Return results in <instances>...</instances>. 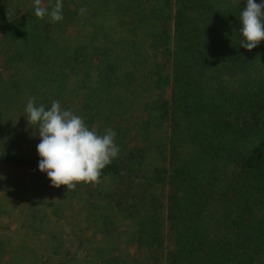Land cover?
Segmentation results:
<instances>
[{"label":"trees","instance_id":"1","mask_svg":"<svg viewBox=\"0 0 264 264\" xmlns=\"http://www.w3.org/2000/svg\"><path fill=\"white\" fill-rule=\"evenodd\" d=\"M71 2L62 0V21L35 16L29 30L0 0L2 52L16 60L46 49L45 108L58 100L90 129L114 130L121 151L99 184L57 193L62 220L86 204L81 225L7 242L12 259L264 264V40L240 46L246 0ZM11 147L0 166L46 175L39 156ZM85 230L99 238L76 236Z\"/></svg>","mask_w":264,"mask_h":264},{"label":"rangeland","instance_id":"2","mask_svg":"<svg viewBox=\"0 0 264 264\" xmlns=\"http://www.w3.org/2000/svg\"><path fill=\"white\" fill-rule=\"evenodd\" d=\"M73 1L80 4L83 0H72L69 6L72 9L75 5ZM54 3L55 0H43L44 6L49 8ZM4 7L11 18L17 19L29 30L36 23L33 0H4ZM71 30L80 32V27H71ZM3 46L4 40L0 33V150L12 144L11 148L18 154L38 157L36 146L40 142L39 136L27 122L25 106L30 97L36 99L37 105H45L52 98L49 95L50 82L47 80L49 68L44 63L46 49L31 54L22 51L20 54H23V58L18 56V59L11 60L9 58L12 56L2 52ZM36 55L39 58L37 60L34 59ZM77 79L74 78L71 86L77 87ZM76 89L79 90L78 87ZM61 107L64 109L65 105ZM0 176L4 177L0 179V264H16L7 242L15 245L21 239H50L54 230L60 233V238L62 228L68 227L69 233L76 225H81L77 209L84 214L86 204V207L75 205L68 212L69 217L62 220L66 211L59 204L62 201L56 202L58 200L55 197L63 186L53 187L47 175L35 176L32 172L0 166ZM64 202L67 204L69 201ZM57 205L59 209L55 210ZM83 233L76 236L99 238V232L85 230ZM65 237L68 239V236Z\"/></svg>","mask_w":264,"mask_h":264},{"label":"clouds","instance_id":"3","mask_svg":"<svg viewBox=\"0 0 264 264\" xmlns=\"http://www.w3.org/2000/svg\"><path fill=\"white\" fill-rule=\"evenodd\" d=\"M34 14L43 19L49 16L52 22L63 20L62 0H55L50 7L43 0H33ZM81 13L85 11L82 7ZM242 36L240 46L248 51L264 40V0H246L240 12ZM28 124L38 133L40 142L36 151L40 160L38 170L46 173L53 187L65 186L68 191L77 184H99L102 170L117 158L121 149L115 143L117 133L105 129L103 134L90 129L82 116L72 109H63L58 100H53L46 110L30 97L25 106ZM0 179L4 177L0 176Z\"/></svg>","mask_w":264,"mask_h":264}]
</instances>
